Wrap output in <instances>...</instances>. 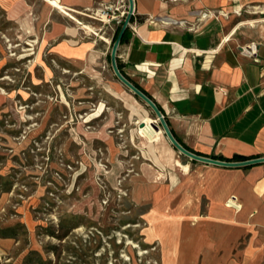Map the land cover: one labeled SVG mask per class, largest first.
Wrapping results in <instances>:
<instances>
[{
  "label": "rangeland",
  "instance_id": "1",
  "mask_svg": "<svg viewBox=\"0 0 264 264\" xmlns=\"http://www.w3.org/2000/svg\"><path fill=\"white\" fill-rule=\"evenodd\" d=\"M29 14L18 24L0 6V264H160L145 212L164 190L178 205L188 157L113 72L109 28L83 27L103 53L76 61Z\"/></svg>",
  "mask_w": 264,
  "mask_h": 264
},
{
  "label": "crops",
  "instance_id": "2",
  "mask_svg": "<svg viewBox=\"0 0 264 264\" xmlns=\"http://www.w3.org/2000/svg\"><path fill=\"white\" fill-rule=\"evenodd\" d=\"M41 1L0 6L24 25L34 10L53 52L89 62L103 51L81 29L101 24L113 38L115 20L103 24L100 12L115 5L119 16L129 7V0H58L62 9ZM132 14L119 63L178 138L208 156L264 157V0H134ZM252 40L258 55L247 58L240 48ZM179 162L188 171L175 163L178 205L164 190L145 212V238L157 243L159 263L264 264V162ZM231 195L236 208L226 204Z\"/></svg>",
  "mask_w": 264,
  "mask_h": 264
},
{
  "label": "water",
  "instance_id": "3",
  "mask_svg": "<svg viewBox=\"0 0 264 264\" xmlns=\"http://www.w3.org/2000/svg\"><path fill=\"white\" fill-rule=\"evenodd\" d=\"M134 10V0H129V7H128V11H127V16L125 17L124 21L122 22L121 26H120V30L119 33L117 35V37L115 38V40L112 42L113 46L111 48L110 51V57H111V66H112V70L115 73V75L117 76V78L120 80V82H122L123 84H125V86H127L132 92L133 94L137 95L138 97H140L141 99H143L145 101V103L152 108L153 112L156 114L161 127H163L164 132H166L167 137L169 138V141H171V143L173 144V146L181 153H183L184 155H187L190 159L194 160H200L206 163H214V164H218V165H225V166H243V165H252L254 163H259V162H264V157H255V158H251L248 160H240V161H226V160H218L215 159L211 156L207 157L204 155H199L197 153H193L191 151H189L188 149H186L181 143H179L175 137L173 136L170 127H168L165 116L163 113H161V111L159 110V108L157 107L156 103L153 101V99H149L136 85H133L123 74L121 71H119L118 67H117V57H116V52L118 49V46L120 45V39L122 38L124 32L128 29L129 24H130V20L132 17V13ZM145 125L144 122H139L138 126L139 127H143ZM154 128L158 129L157 125H153Z\"/></svg>",
  "mask_w": 264,
  "mask_h": 264
},
{
  "label": "built area",
  "instance_id": "4",
  "mask_svg": "<svg viewBox=\"0 0 264 264\" xmlns=\"http://www.w3.org/2000/svg\"><path fill=\"white\" fill-rule=\"evenodd\" d=\"M116 9L115 5H109L106 6L104 10H102L100 12L99 18L103 20V24L104 23H109L112 19L115 20V23L117 26H121L122 22L124 21L125 17L127 16V11L128 9H123L118 15H115L112 11V9ZM258 43L256 41H249L248 44H246L245 46H242L240 48V53L243 54L245 57L247 58H255L258 53ZM237 203V198L233 195H231L227 201L226 204L228 206L234 207L236 208V204Z\"/></svg>",
  "mask_w": 264,
  "mask_h": 264
},
{
  "label": "trees",
  "instance_id": "5",
  "mask_svg": "<svg viewBox=\"0 0 264 264\" xmlns=\"http://www.w3.org/2000/svg\"><path fill=\"white\" fill-rule=\"evenodd\" d=\"M120 28V25L119 26H117L116 27V31H115V34L113 35V38H112V42L115 40V38L117 37V35H118V33H119V29ZM126 36H127V30L124 32V34H123V36H122V38L120 39V42H123V41H125L126 40ZM117 67H118V69H119V71H121L122 72V74L133 84V85H136L149 99L151 98L152 99V97H151V95H149L148 93H147V91L143 88V87H141L138 83H136V82H134V81H132V79H130V77L129 76H127L126 75V73L122 70V68H121V64L119 63V59L117 58ZM154 100V99H153ZM157 104V103H156ZM157 106H158V108H159V110L161 111V113H163V111H162V109H161V107L157 104ZM164 114V116H165V119H166V122H167V124H168V126H169V121H168V119H167V116L165 115V113H163ZM170 127V126H169ZM170 129H171V132H172V134H173V136L175 137V139L179 142V143H181L186 149H188L189 151H191V152H195V153H197V154H199V155H204V156H207V157H209V156H211V157H213V158H215V159H218V160H221V161H223V160H226V161H235V162H237V161H240V160H248V159H251V158H255V157H258L257 155H251V156H245V155H242V154H235V155H233L232 157H226V156H224V155H214V154H211V155H205V154H203V153H201L200 151H197V150H193L192 148H190L187 144H185V142H183L181 139H179L178 138V136L174 133V131H173V129L170 127Z\"/></svg>",
  "mask_w": 264,
  "mask_h": 264
},
{
  "label": "bare ground",
  "instance_id": "6",
  "mask_svg": "<svg viewBox=\"0 0 264 264\" xmlns=\"http://www.w3.org/2000/svg\"><path fill=\"white\" fill-rule=\"evenodd\" d=\"M47 2H49L50 4H52V5H54L55 7H58V8L64 7V5L61 4L60 2H58V0H47ZM142 120H144V123H145L146 126L149 125L148 124V117H144ZM161 132H162V129L161 128H159V129L154 128L151 131V133H149L151 135V136L149 135L151 137V140H157L158 134L159 133L161 134ZM140 133L143 134L144 136H147V133H145L144 130H141ZM175 163H176V166L181 167L186 172L188 171L186 165L182 164L179 161H175Z\"/></svg>",
  "mask_w": 264,
  "mask_h": 264
}]
</instances>
